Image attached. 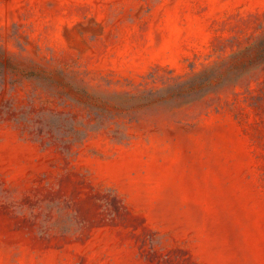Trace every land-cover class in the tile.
<instances>
[{
  "label": "rangeland",
  "instance_id": "rangeland-1",
  "mask_svg": "<svg viewBox=\"0 0 264 264\" xmlns=\"http://www.w3.org/2000/svg\"><path fill=\"white\" fill-rule=\"evenodd\" d=\"M0 264H264V0H0Z\"/></svg>",
  "mask_w": 264,
  "mask_h": 264
}]
</instances>
